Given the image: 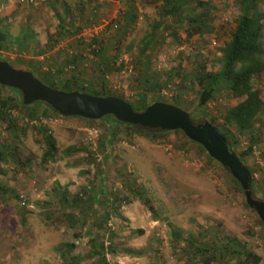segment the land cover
I'll list each match as a JSON object with an SVG mask.
<instances>
[{
	"label": "rangeland",
	"instance_id": "1",
	"mask_svg": "<svg viewBox=\"0 0 264 264\" xmlns=\"http://www.w3.org/2000/svg\"><path fill=\"white\" fill-rule=\"evenodd\" d=\"M38 1L33 5L28 0H7L0 5V26L7 27L11 37L6 46L8 48L0 52V57L24 70L23 64L16 63L19 55L25 60L39 62L41 70L46 71L55 63L64 62L63 55L53 54L61 47L64 51L69 50L68 55L77 53V56L85 58L82 67L71 65L70 70L85 68L87 79L93 80L96 76L92 71L95 57L88 50L80 52L75 46L72 53L68 44L74 37H69L49 53L36 54L45 46L47 36L55 32L57 16L64 17L57 1L71 7L67 17L74 23L72 32L80 29L76 36L87 39L118 19L127 7V0ZM189 2L193 4L196 0ZM214 4L209 22L211 30L201 37L185 40L181 33L178 45L170 34L163 32L167 35L157 46L152 60L156 71L164 73L176 68L181 74L191 75L203 63L207 70L212 68L214 58L220 57V48L230 40L240 14L235 0H215ZM134 6L137 21L125 36L116 65L106 71L111 88L129 101L132 92L127 80L135 47L144 34L154 33L153 26L162 19L160 3L155 0H134ZM260 8L264 11V0ZM84 16L95 17L94 26H83ZM23 29H29L36 38L30 43L27 55L16 51L19 47L14 41ZM113 34L114 29L111 36ZM120 64L122 69L115 71ZM176 83L173 81L171 85L174 87ZM254 84L262 90L264 74ZM193 89L175 90L178 97L184 100L182 106L191 113L196 123L209 122L208 119L212 118L215 124L221 125L225 109L238 101L225 92L218 93L206 104V118L196 106L197 88ZM158 96L170 101L176 94L167 87L162 88ZM31 113L30 109L13 110L18 128L13 132L0 123V151L5 153L0 155L3 158L0 160V264H63L60 251L71 244H74L71 255L80 259V264H93L94 258L88 255L89 232L99 233L107 245L108 229L114 232V240L123 243L124 248L139 250L136 255H124L118 248L116 255H106L110 264H192L183 253L186 250L184 243H175L169 225L185 232V235L196 236L200 226L207 228L208 234L220 231L244 243L248 250L261 256L264 264V232L256 221L257 214L244 207V195L230 180L229 172L218 162L208 160L205 150L200 151L185 135L173 133L160 143L135 133L130 137L119 136L114 141H106L105 147H101L100 141L115 128L104 120L87 122L52 113L31 118ZM257 125L263 131L264 140V113ZM40 126L50 131L58 149L55 161L46 164L41 163L44 144L36 130ZM68 147L73 150L65 154L63 150ZM246 147L243 138L236 151L243 152ZM107 153L110 159L105 161ZM249 153L247 158L245 156V163L258 181L257 194L264 197L261 175L264 170V146L261 149L254 147ZM128 173L137 177L144 187L154 212L123 189V178ZM65 191L67 196L63 194ZM62 195L66 196L65 202ZM76 195L97 197L96 211L89 217H76L77 223L71 224L69 218L83 210L85 205L81 203L80 209L79 204H73ZM104 196L109 197V201ZM114 196L120 203L123 202L119 207L120 215L113 213L104 229L96 231L93 225L103 224L101 211L105 213L108 203L112 206ZM137 229L143 231L141 236L131 233ZM102 231L106 233L104 236L100 233ZM192 260L196 262L197 258ZM216 264L232 263L220 261Z\"/></svg>",
	"mask_w": 264,
	"mask_h": 264
},
{
	"label": "trees",
	"instance_id": "2",
	"mask_svg": "<svg viewBox=\"0 0 264 264\" xmlns=\"http://www.w3.org/2000/svg\"><path fill=\"white\" fill-rule=\"evenodd\" d=\"M160 3V9L162 12V19L158 24L153 26L154 33H146L140 40L138 46L135 47L134 55L131 60V73L128 77V88L132 92V97L126 100L122 95L115 93L111 88L106 71L113 68L116 65L121 51L123 50V42L128 31L133 27L137 21V9L134 6V0H127V7L109 25L104 27L97 35H93L90 38L84 39L77 37L80 29L72 32L73 21L68 18L71 7L67 6L61 1H57L64 17L57 16V26L53 34L47 36V42L40 51H35L36 54H46L51 52L55 47H58L64 43L69 37H74L73 41L69 42L68 49L73 53V46L78 48L80 52L88 50L95 57L93 62L94 76L93 80L87 79V72L85 68L80 70H70L71 65L83 64L85 58L77 56V53L68 55V51H64L63 48L57 49L54 52V56L64 57V62L55 63L51 68L46 71L41 70V64L33 60H25L18 55L16 61L17 64H23L24 70L31 72L36 78H38L43 84L53 88L62 90L65 92H79L87 93L93 96H113L124 100L131 107L137 111H143L146 107L155 102L168 103L182 109V103L184 100L179 98L176 90H192L196 87L197 103L199 112L207 118L206 104L213 100L220 92H225L231 99L238 100L230 107L225 109L223 116V122L221 125L215 124V120L208 119L209 123L214 125L219 132L223 133L230 144L232 151L238 156L244 166L248 168L251 174V189L255 198L264 200V197L257 194L258 181L253 178L250 167L245 163L246 158L250 155L249 151L252 148L261 149L264 146V140H262L263 131L257 122L260 120L261 115L264 113V88L258 89L255 87V81H257L264 74V11L261 10L260 4L263 0H235L239 6V16L235 23V29L228 42L220 48V57L214 58V64L210 70H207L206 64L203 63L199 68L191 75L181 74L175 69L165 71L164 73L155 70L152 60L156 52L157 46L160 42L164 41L167 34H170L174 43L180 45L181 33L184 35L185 40H189L194 36L201 37L205 32L211 30L209 22L211 20V11L215 9V0H196L195 3L189 2V0H155ZM7 2V0H0V5ZM92 14V12H91ZM66 16V18H65ZM68 18V19H67ZM85 25L91 26L96 18L88 16L82 19ZM1 25V24H0ZM94 26V25H92ZM115 34L111 36L112 31ZM77 37V38H76ZM10 35L7 31V27L0 26V52L4 51L8 47L7 44L10 41ZM34 36L30 34L29 29H23L18 35L14 37L16 45L19 47L16 50L19 54H28L30 52L29 46L33 41ZM73 42V44H72ZM75 42V44H74ZM130 50V49H129ZM70 52V53H71ZM80 54V53H78ZM82 54V53H81ZM80 54V55H81ZM0 60L8 62L12 67H16L15 64L9 60H4L0 57ZM122 69L121 64L115 71ZM70 72V74H69ZM174 76L176 79L174 80ZM173 81H177L174 87L171 85ZM175 83V82H174ZM172 86V87H171ZM170 87L176 96L173 100L167 101L158 96V92L162 88ZM176 89V90H175ZM194 90V89H193ZM3 91H7L5 94ZM30 109L31 118H36L38 115L48 116L50 113L57 114L48 105L42 102H36L31 105H23L20 93L11 88H6L0 85V123L5 124L10 132L16 131L17 122L13 114L14 109ZM184 108V107H183ZM187 112L191 120L196 123L194 117L187 109H182ZM87 122H94L95 120H88L77 117ZM100 120H104L109 123V126H113L111 133L105 135L100 141L99 145L105 147L104 142H111L116 140L117 137H130L135 133L143 134L150 139L163 143L170 134L181 133L179 131H148L141 128L121 123L115 120L111 116H105ZM197 124V123H196ZM112 128V127H111ZM42 137L44 144V152L41 157V163L46 164L48 162L55 161L58 149L56 147L55 139L50 131L44 127L36 129ZM109 136V137H108ZM244 138L247 149L243 152H237L236 149L240 144V140ZM19 141V139L17 138ZM191 142V141H190ZM192 144L199 147L200 151L204 152L203 148L194 143ZM73 147V146H72ZM72 147H68L63 150L65 154H70L73 150ZM105 157V161L110 159L109 153ZM0 155L4 156L5 153L1 150ZM208 160L218 164L207 156ZM3 158L0 157V160ZM264 179V170L261 173ZM230 180L236 185L238 190L243 191L236 180H234L228 174ZM122 187L127 193L134 199L140 200L149 211L154 212V207L146 197V193L143 190V186L139 184L137 177L128 173L123 178ZM14 192V191H13ZM64 195L66 191L63 192ZM103 194V193H102ZM105 194V193H104ZM62 195L64 202L66 196ZM16 198L19 196H16ZM264 196V194H263ZM109 201V197L104 196ZM97 197L82 198L80 195L74 197L73 204L85 203L88 205L83 206V210L79 211L73 218H69L71 224L77 223V219L81 216L89 217L95 213V202ZM114 203H108V208L105 209V213L101 211L103 216V224L100 222L98 225H93L96 231L104 229L107 220L113 213L120 215L119 207L121 204L118 198L114 196ZM244 207L250 211L247 204L244 202ZM81 209V205L79 206ZM109 209V210H108ZM77 217V219H76ZM257 223L263 227L264 225L256 218ZM171 227L175 239V243H184L185 251L183 253L186 259L191 261L192 264H216L217 262L226 261L232 264H262V258L258 254L248 250L247 246L236 238L225 236L220 231H211L208 234V229H203L201 226L197 232V235L188 234L181 230H177L172 225ZM210 229V228H209ZM212 230V229H211ZM90 231V230H88ZM108 231V244L105 245L100 234H92L89 232V256L94 258L93 264H110L106 259V255L117 254V249H121V253L124 255H136L139 250H131L124 248V244L116 242L114 240V232L110 229ZM104 236L105 232H100ZM133 234L141 236L143 231L141 229L132 230ZM210 236V237H209ZM104 238V237H103ZM105 240V238H104ZM74 244L70 247L60 251V257L63 264H80V259L71 255V251ZM122 247V248H121ZM197 258L196 262L192 259Z\"/></svg>",
	"mask_w": 264,
	"mask_h": 264
},
{
	"label": "water",
	"instance_id": "3",
	"mask_svg": "<svg viewBox=\"0 0 264 264\" xmlns=\"http://www.w3.org/2000/svg\"><path fill=\"white\" fill-rule=\"evenodd\" d=\"M0 85L17 90L23 105L42 102L62 117L115 120L148 131H181L187 139L200 145L210 158L224 167L240 185L245 203L264 224V200L254 197L251 174L230 148L227 137L211 123H194L184 110L168 103L155 102L143 111L113 96L101 97L87 93L65 92L43 84L31 72L12 67L0 60Z\"/></svg>",
	"mask_w": 264,
	"mask_h": 264
},
{
	"label": "built area",
	"instance_id": "4",
	"mask_svg": "<svg viewBox=\"0 0 264 264\" xmlns=\"http://www.w3.org/2000/svg\"><path fill=\"white\" fill-rule=\"evenodd\" d=\"M28 3L33 4V5H36L37 4V1L36 0H28ZM163 93H165V92H163Z\"/></svg>",
	"mask_w": 264,
	"mask_h": 264
},
{
	"label": "crops",
	"instance_id": "5",
	"mask_svg": "<svg viewBox=\"0 0 264 264\" xmlns=\"http://www.w3.org/2000/svg\"><path fill=\"white\" fill-rule=\"evenodd\" d=\"M36 1H38V0H36ZM41 1V0H40ZM42 1H44V0H42ZM39 2V1H38Z\"/></svg>",
	"mask_w": 264,
	"mask_h": 264
}]
</instances>
